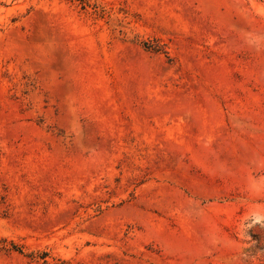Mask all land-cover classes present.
Here are the masks:
<instances>
[{
  "label": "rangeland",
  "instance_id": "1",
  "mask_svg": "<svg viewBox=\"0 0 264 264\" xmlns=\"http://www.w3.org/2000/svg\"><path fill=\"white\" fill-rule=\"evenodd\" d=\"M253 181L264 0H0V264H264Z\"/></svg>",
  "mask_w": 264,
  "mask_h": 264
},
{
  "label": "clouds",
  "instance_id": "2",
  "mask_svg": "<svg viewBox=\"0 0 264 264\" xmlns=\"http://www.w3.org/2000/svg\"><path fill=\"white\" fill-rule=\"evenodd\" d=\"M256 50L259 51L261 49L259 48V46H257ZM249 191L253 193H260L261 191H264V184L258 181L250 182ZM250 219H251V222L248 225V227H252L256 224H259L260 227L264 228V215L259 214V213H253Z\"/></svg>",
  "mask_w": 264,
  "mask_h": 264
}]
</instances>
